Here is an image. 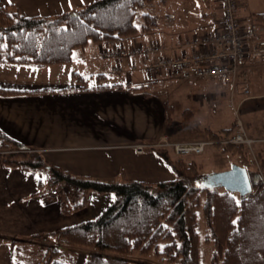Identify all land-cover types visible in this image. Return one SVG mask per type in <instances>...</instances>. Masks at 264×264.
Returning <instances> with one entry per match:
<instances>
[{
  "label": "crops",
  "instance_id": "obj_1",
  "mask_svg": "<svg viewBox=\"0 0 264 264\" xmlns=\"http://www.w3.org/2000/svg\"><path fill=\"white\" fill-rule=\"evenodd\" d=\"M91 1L0 0V6L12 5L27 16H53ZM237 1L242 28L259 23L264 29V24L255 21L257 13H264V0ZM150 8H158L163 20L152 32L109 45L89 42L73 50L69 63L42 67L0 63V87L49 89L0 95V130L26 148L42 150L48 164L77 175L121 181L172 179L175 173L155 149L136 153L133 144L162 135L171 141L203 139L207 129L218 132L232 126L233 107L248 132L264 141V62L246 63L233 81L223 84L220 77L186 78L165 69L147 77L143 67L155 54L120 60L101 57L102 50L110 46H128L134 41L158 44L160 53L168 56L208 51L212 44L205 40L222 22L220 0H170ZM261 35L264 38V31ZM73 72L86 77L87 86L94 84L93 76L98 73L106 75V83L122 86L78 89ZM167 105L172 109L169 123L165 121ZM205 151L203 158L208 161L212 150L207 147ZM53 188L58 189V196L50 195ZM84 195L81 207L65 211L63 202L72 205L82 200L79 188L65 183L51 186L39 172L0 166V264H17L12 254L14 241L42 247L40 240L31 237L91 218L112 199L110 194L92 191ZM77 251L75 264H81L90 251Z\"/></svg>",
  "mask_w": 264,
  "mask_h": 264
},
{
  "label": "trees",
  "instance_id": "obj_2",
  "mask_svg": "<svg viewBox=\"0 0 264 264\" xmlns=\"http://www.w3.org/2000/svg\"><path fill=\"white\" fill-rule=\"evenodd\" d=\"M170 0H93L53 16L23 15L12 5L0 6V63L42 67L69 63L74 49L88 42L113 44L137 33H150L158 16L150 8ZM189 1V0H186ZM255 21L264 24V13ZM78 89L121 87L108 84L106 75L95 74L92 86L77 72L71 74ZM127 88L142 90V86ZM73 89L65 87V89ZM33 90L0 87V95L38 93ZM171 106H165L170 122ZM232 128L218 132L207 129L215 140L228 136ZM218 146V144H216ZM242 149L240 145H221ZM0 166L36 171L49 185L69 184L82 191L76 204L63 202L65 211L83 205L87 191L110 194L111 201L95 216L47 232L46 246L14 241L12 254L17 264H75L78 249H89L81 264H149L127 260L134 252L141 256H161L170 264H200L197 211L204 220V240L211 244L210 264H264V164L263 175L248 170L252 190L245 196L207 188L195 183L199 166L194 161L173 159L156 149L175 173L172 179L147 182L136 179L102 180L68 172L48 164L36 149H29L0 130ZM26 150V151H25ZM1 151V150H0ZM29 151V152H28ZM205 194L200 202V194ZM237 197V198H236ZM163 245L158 250V243Z\"/></svg>",
  "mask_w": 264,
  "mask_h": 264
},
{
  "label": "built area",
  "instance_id": "obj_3",
  "mask_svg": "<svg viewBox=\"0 0 264 264\" xmlns=\"http://www.w3.org/2000/svg\"><path fill=\"white\" fill-rule=\"evenodd\" d=\"M221 4V25L212 36L205 40L212 44L208 51L168 56L160 53V46L153 45L150 51L156 55V58L143 67L145 75L151 77L165 69L181 73L186 78L220 77L224 84L227 81H233L246 63L264 62V38L261 35L264 29L262 25L254 23L245 29L242 28L236 14L237 0H221ZM148 54L149 50L146 45L133 46L128 49L114 45L101 52V56L119 59L136 56L148 58ZM244 94L245 96L249 95L248 89L244 90ZM233 112L234 132L228 138H221L220 143L221 145L233 144L251 148L252 142L258 141V139L254 140L247 136L246 127L239 117V111L233 107ZM213 142L211 139L186 142L166 140L165 146L178 155H196L203 152L206 146ZM216 142L215 140L214 143ZM132 147L136 153H142L145 149H154L145 143H135ZM50 195L58 196V189H51Z\"/></svg>",
  "mask_w": 264,
  "mask_h": 264
},
{
  "label": "rangeland",
  "instance_id": "obj_4",
  "mask_svg": "<svg viewBox=\"0 0 264 264\" xmlns=\"http://www.w3.org/2000/svg\"><path fill=\"white\" fill-rule=\"evenodd\" d=\"M151 11L157 14V16H158V24L162 23L163 20H162V17H160V14H159L160 10L158 8L157 9L153 8V10L151 9ZM139 34L140 33H137L135 36H137ZM135 36H133L131 38H134ZM136 42L137 41H134V43H136ZM59 68H61V67H59ZM171 113H172V110H171ZM239 117H240V114H239ZM243 124L246 127L247 136L249 138H251V139L257 140L258 137L252 136L248 132L246 124L244 122H243ZM231 128H232V132H230L228 136L221 137L222 139L223 138H228L234 132V119H233V123H232ZM221 138L216 140L217 141L216 143H214L215 139L210 138L208 136L203 138V139H211V140L214 141L212 144H208L206 146V148L210 147V149L212 150L211 156H210V158H208V161L210 163H208L206 158H203L205 156L206 148L204 149L205 152L203 151L200 154H196V155H194V154H190V155H178V154H175L171 149H169V148H167L165 146V141L166 140L171 141L165 135L159 136L155 140L142 141V142H137V143H145L147 145L152 146L151 148H154L155 150L156 149L157 150L158 149L165 150V151L168 152V155L171 158H173V159L182 158V160L184 162H186V163H188V161H194L195 163H197V165L199 166V172H198V175L195 178V183L196 184H199V177L202 174L210 172L209 169L213 168V169H219V170L221 169V170H223V169L228 168L232 163H237L238 164L240 162L241 163L244 162V165H247L249 170L258 171L261 175H263V171H262V166L261 165L264 164V141L262 139L258 138V141H253L252 144H251L252 145L251 148L242 147L241 150L240 149L235 150V148H229L228 151H223V149H221L219 147V146H221V143H220ZM203 139H199V140H203ZM191 141H194V140H191ZM183 142H186V141H183ZM216 144H218V146H216ZM226 145H233V144H226ZM0 150H1L0 153H2V154H7V152L10 151V149H6V150L0 149ZM37 150H38L37 152H39L41 154L43 153L42 150H39V149H37ZM44 159H45V157H44ZM217 190H219L221 192L224 189L223 188H217ZM233 194H235V196H237V195L239 196L238 193H233ZM204 197H205V194L203 192V193L200 194V202H202L204 200ZM80 199L81 198H79L78 200L80 201ZM197 230H198V234H199L200 264H210V254H211L212 246H211V244L206 243L205 240H204L205 226H204V220H203V217H202V211H201L200 208L197 211ZM37 239L40 240V243L43 246L51 244L50 243L51 241H49L47 238H40V239L37 238ZM162 245H163V242L160 241L158 243V250L161 249ZM87 250H89V249H87ZM89 251L91 252V250H89ZM81 256L82 255L80 254V258H81ZM78 257H79V254H78ZM127 260L129 262H132V263L145 261V262H147L149 264H170V263L166 262L165 259L162 258L161 256H157V255H153V254H150V255H147V256H141L137 252H134L129 258H127Z\"/></svg>",
  "mask_w": 264,
  "mask_h": 264
},
{
  "label": "water",
  "instance_id": "obj_5",
  "mask_svg": "<svg viewBox=\"0 0 264 264\" xmlns=\"http://www.w3.org/2000/svg\"><path fill=\"white\" fill-rule=\"evenodd\" d=\"M200 185L207 188H223L231 193L245 196L251 192V182L245 166L232 163L228 168L210 171L199 177Z\"/></svg>",
  "mask_w": 264,
  "mask_h": 264
},
{
  "label": "bare ground",
  "instance_id": "obj_6",
  "mask_svg": "<svg viewBox=\"0 0 264 264\" xmlns=\"http://www.w3.org/2000/svg\"><path fill=\"white\" fill-rule=\"evenodd\" d=\"M238 2V1H237ZM220 3H221V0H220ZM237 6H238V4H237ZM221 7H222V4H221ZM167 18H172V15H168V17ZM139 45H142V44H139V43H134V44H132V45H128V46H119L120 48H124V49H128V48H131V47H133V46H139ZM153 45H156V44H150V45H146L147 46V48H148V50H149V56L153 53L152 51H150V48L153 46ZM158 45V44H157ZM159 46V45H158ZM160 52H161V47H160ZM148 56V57H149ZM103 58H108V59H118V60H120L119 58H112V57H106V56H102ZM141 57H143V58H146L145 56H141ZM115 69H120V66H116L115 67Z\"/></svg>",
  "mask_w": 264,
  "mask_h": 264
},
{
  "label": "snow or ice",
  "instance_id": "obj_7",
  "mask_svg": "<svg viewBox=\"0 0 264 264\" xmlns=\"http://www.w3.org/2000/svg\"><path fill=\"white\" fill-rule=\"evenodd\" d=\"M10 2H11V0H10Z\"/></svg>",
  "mask_w": 264,
  "mask_h": 264
}]
</instances>
